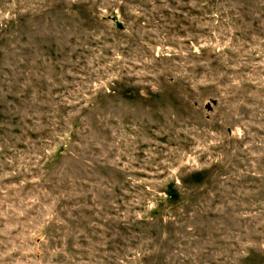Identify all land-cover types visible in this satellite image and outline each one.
Returning <instances> with one entry per match:
<instances>
[{
  "label": "rangeland",
  "instance_id": "rangeland-1",
  "mask_svg": "<svg viewBox=\"0 0 264 264\" xmlns=\"http://www.w3.org/2000/svg\"><path fill=\"white\" fill-rule=\"evenodd\" d=\"M0 264H264V0H0Z\"/></svg>",
  "mask_w": 264,
  "mask_h": 264
}]
</instances>
